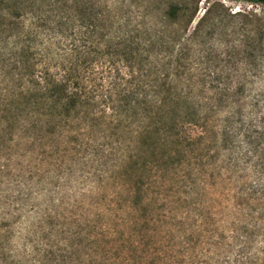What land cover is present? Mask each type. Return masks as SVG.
Masks as SVG:
<instances>
[{"label":"rangeland","instance_id":"obj_1","mask_svg":"<svg viewBox=\"0 0 264 264\" xmlns=\"http://www.w3.org/2000/svg\"><path fill=\"white\" fill-rule=\"evenodd\" d=\"M23 1L18 7V0H0V11L27 16V27L40 16L41 28L49 36L45 43L54 49L56 41L67 47L72 38L78 46H89L95 42L92 31L120 29L135 35L142 46L150 43L148 58L156 61L167 41L191 37L189 58L201 62L202 80L200 90H195L200 119L191 126L185 159L186 193L179 191L181 199L167 203L177 198L178 182L171 169L140 190L145 212L153 214L145 227L151 232L147 237L159 239L156 245L166 246L170 254L184 251V241L189 247L193 243L195 247L189 248L193 255L180 264H196L199 259L206 264L208 258L210 264H226L246 240L251 242L246 252L264 255V2ZM172 6L175 14L170 16ZM59 20L65 23L63 33L54 34L51 30L57 29L50 27ZM69 30L74 35L66 36ZM17 130L13 118L0 112V264H137L127 251L138 239L137 231L143 230L142 224L133 222L143 210L127 208V191L119 188V175L107 178L103 171L112 168L111 162L98 172L96 164L84 165L88 159L84 157L77 159L71 174L61 175L54 157L32 153ZM200 130L201 143L196 144ZM138 149L143 160L153 161L149 146ZM127 172L120 176L128 187L140 175L147 178L143 169ZM68 177L70 183L65 182ZM163 180L166 186L159 187ZM108 204L116 207L118 219L111 216ZM100 225L112 226L114 232L102 237ZM150 248L135 260L146 259Z\"/></svg>","mask_w":264,"mask_h":264},{"label":"trees","instance_id":"obj_2","mask_svg":"<svg viewBox=\"0 0 264 264\" xmlns=\"http://www.w3.org/2000/svg\"><path fill=\"white\" fill-rule=\"evenodd\" d=\"M16 3L20 7L24 1ZM170 9L169 14L173 16L175 8ZM26 17L15 10L0 11L2 116L13 118L18 137L29 142L32 153L41 154L42 158L54 157L57 169L61 167V175L66 171L71 174L77 159L88 157L84 165L96 164L100 167L94 168L98 172L110 161L112 168L103 171L108 174L107 178L115 179L119 175L118 186L127 191V208L134 212L143 210L142 216L133 218L134 223L142 224L143 230H138V239L128 244L127 254L132 256V261L137 264L184 262L185 256L193 255L189 248L195 247L194 244L190 243L189 247V242L184 241V251L170 254L166 246L156 245L159 239L148 238L151 232L145 227L153 214L145 212L139 193L145 186L150 187L151 182L156 183L157 174L163 177L169 169L178 184L174 191L176 200L167 203L177 202L180 194L186 193L185 159L192 139L191 126L200 119L201 104L199 101L195 104V90H200L202 80L201 62L189 58L191 37L182 38L178 43L167 41L168 45L159 52L162 58L151 61L148 58L151 44L142 46L135 35L120 29L92 31L96 43L89 46H78L72 38L67 47L56 41L54 49L45 43L49 36L44 33L46 28H41V17L34 18L35 22L28 27ZM64 24L59 20L50 27L57 31L47 29L62 34ZM69 31L66 36L73 34ZM104 41L105 48L101 46ZM59 45L64 46L62 52ZM197 138L196 144L201 143V130ZM143 145L152 149L153 161L143 160L138 149ZM127 168L143 169L147 171V178L140 175L128 187L120 176L122 172L128 173ZM79 169L83 171L82 166ZM65 182L70 183L69 177ZM166 183L163 180L159 187H165ZM107 206L113 213L111 216L118 219L113 212L116 207ZM98 229L102 237L114 232L112 226L100 225ZM250 244L249 240L244 241L234 259L226 264H264V255L246 252ZM148 247L151 250L145 253L146 259L139 257L136 261L138 253ZM168 249L174 253L171 247ZM179 255L180 262L176 259ZM202 263L200 259L196 262ZM210 263L208 258L206 264Z\"/></svg>","mask_w":264,"mask_h":264}]
</instances>
